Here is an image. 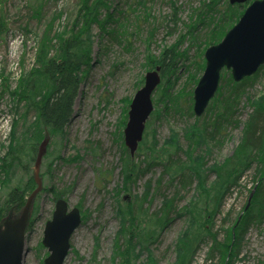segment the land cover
<instances>
[{
  "label": "trees",
  "instance_id": "16d2710c",
  "mask_svg": "<svg viewBox=\"0 0 264 264\" xmlns=\"http://www.w3.org/2000/svg\"><path fill=\"white\" fill-rule=\"evenodd\" d=\"M112 4L113 0H81L79 14L71 31L54 37V54L52 51L47 53L45 45L39 47L33 69L15 90L3 92L10 95L16 113L22 114L20 120L33 117V121L18 135L16 129L20 120L15 123L10 132L8 151L0 159V174L7 176L0 192V224L19 216L27 198L37 187L35 168L33 170L32 166L37 161L41 143L51 136H61L70 123L83 79V68L92 61V27L99 26L101 32L117 40L118 31L115 27L120 24V20L116 19L118 16L114 18V14L122 13ZM171 6L173 12L170 17L179 23L180 8L174 2H171ZM245 8L244 5L233 6L230 0L202 1L200 8L192 9L189 22H183L186 32L180 41L162 50L159 57L150 51L151 42L148 41L144 67L147 71H153L160 66L162 82L157 89V97H153L155 109L146 124L137 154L132 155L128 151L124 133H118L123 182L120 185L122 187L114 192L121 205L118 209L121 228L114 241L113 264H134L140 258V254L135 252L137 247L152 252L151 247L157 238L177 217L189 220L187 229L175 244V264H200L196 258L202 246L208 243L209 250L205 262L201 264H237L247 233L255 226L264 225V90L258 97H253L249 92L260 81L264 66L257 74L238 83L226 70L222 73L216 97L209 103L203 117L198 118L193 113V93L206 66L204 54L207 48L222 42L226 33L244 15ZM2 24L3 21L0 22V30ZM111 26H114L113 29ZM201 27L205 29L200 30ZM186 38L192 39L196 47V58L190 65L184 64V61H188L189 50H180ZM182 68H185L187 79L182 89L174 93L172 78ZM144 80L142 78L139 85H143ZM243 102L245 107L250 108L245 121L240 119L239 114ZM125 111L126 125L129 107ZM163 115L170 119H194L192 124H186L182 130L185 146L181 143L180 133L174 129L163 145L156 140V132L151 124ZM240 128V142L230 156L209 165L208 156L223 149L231 132ZM150 130L153 141L149 144L146 135ZM157 168L162 173L157 180V192L165 181L170 188L175 187V197L162 194L161 208L151 214L150 208L144 207L154 189L152 181H149L142 196L135 195L132 203H120V196L127 185L131 191L133 184ZM17 170H22L20 183L15 186L12 183L11 187L12 177ZM249 175L252 181L250 189L243 185ZM5 188L8 192L3 195ZM254 188L251 205L247 208ZM44 190L51 191L55 201L64 198L63 192ZM191 190L195 194L193 200L183 208L178 206L183 194ZM244 190L248 192L245 204L232 220L233 207L223 214L226 202L235 191L243 193ZM40 196L35 200L29 230L33 228ZM82 218L84 220L85 216ZM152 258L150 253L147 264H159Z\"/></svg>",
  "mask_w": 264,
  "mask_h": 264
},
{
  "label": "rangeland",
  "instance_id": "374dc122",
  "mask_svg": "<svg viewBox=\"0 0 264 264\" xmlns=\"http://www.w3.org/2000/svg\"><path fill=\"white\" fill-rule=\"evenodd\" d=\"M80 1L0 0V22L3 21V28L0 30V159L7 153L10 132L22 115L16 113L13 102H10V95L3 92L15 90L33 69L39 47L45 45L47 53L52 51L54 54V37L71 31L79 14ZM141 1L113 0V7L122 13L114 14V18L118 16L116 19L120 20V24L115 27L118 31L117 40H113L106 32H101L99 26L92 27V61L83 68V79L73 107V116L61 136L49 137V147L40 167L43 188L55 189L56 193L63 192V199L67 200L69 208H78L85 216L82 225L71 238L72 249L64 264H113L114 241L121 228L118 215L121 205L114 192L122 187L120 185L123 182L117 137L118 133H124L126 127L125 110L138 90L144 86L139 83L148 73L144 67L147 43L151 42L150 51L159 57L162 50L180 41V37L186 32L183 22H189L192 9L200 8L202 1L209 3L211 0ZM171 2L180 8L179 23H175L170 17L173 12ZM113 27L111 26L112 29ZM203 29L205 28H200ZM180 50H189L188 61H184V64L190 65L196 58V47L193 46L192 39L186 38ZM186 79L185 68L173 76L174 93L182 89ZM259 80L257 85L249 89L253 97H258L264 90V73ZM156 95L157 91L154 98ZM249 112L250 108L245 107L244 103L239 112L240 119L245 121ZM32 119L33 117L21 119L16 134L24 131ZM193 122L194 119H170L163 115L151 124V128L156 132V140L160 145L169 139L174 129L180 133L181 143L185 146L186 139H183L182 130L186 124ZM151 133L150 130L146 135L149 144L152 140ZM241 133L242 128L233 130L223 149L208 156L209 165L230 156L240 142ZM34 166L35 163L33 170ZM161 174L159 168L153 169L133 184L131 191L127 185L120 196V203H132L135 195L142 196L147 182L152 181L154 189L144 207L150 208L151 214L154 213L161 208L162 194L175 197V187L170 188L165 181L157 192V180ZM21 176L22 170H17L10 186L12 187V183L14 186L18 185ZM5 180L7 176L0 174V192ZM243 183L250 189L251 175ZM7 192L5 188L2 194ZM247 195L246 190L243 193L235 191L232 198L227 200L223 214L233 207V220L245 204ZM194 196L193 190L184 193L178 206H187ZM53 199V193L44 190L37 200L33 228L27 233L28 253L24 264H44L49 255L48 249L41 247V244L47 222L55 212L56 201ZM188 220L177 217L170 223L151 247L152 252L137 247L135 252L140 254V258L134 264H147L150 253L151 258L159 264H175V244L187 229ZM209 246V243L202 246L196 258L197 263L205 262ZM241 247L237 264H264V225L250 229Z\"/></svg>",
  "mask_w": 264,
  "mask_h": 264
},
{
  "label": "water",
  "instance_id": "95a60500",
  "mask_svg": "<svg viewBox=\"0 0 264 264\" xmlns=\"http://www.w3.org/2000/svg\"><path fill=\"white\" fill-rule=\"evenodd\" d=\"M249 0H230V4L245 5ZM222 42L207 48L204 58V74L194 90V115L203 117L209 103L216 97L220 79L225 70L231 72L236 83L257 74L264 66V0H256L246 8L244 15ZM162 82L161 67L148 71L144 86L135 94L124 129V142L132 155L137 153L145 127L154 111L153 95ZM49 138L39 148L35 163L34 179L37 187L27 199L21 214L5 220L0 225V264H24L27 251V231L36 197L43 191L40 179L41 164L48 149ZM250 196L248 206L255 193ZM53 217L47 222L42 245L49 251L44 264H64L72 248L71 238L82 225L81 210L69 209L68 202L60 199L55 205Z\"/></svg>",
  "mask_w": 264,
  "mask_h": 264
},
{
  "label": "bare ground",
  "instance_id": "6f19581e",
  "mask_svg": "<svg viewBox=\"0 0 264 264\" xmlns=\"http://www.w3.org/2000/svg\"><path fill=\"white\" fill-rule=\"evenodd\" d=\"M234 5H236V4H234ZM238 5H240V4H238ZM230 74H231V72H230ZM232 76V75H231ZM193 113H194V110H193ZM195 116V115H194ZM197 117V116H196Z\"/></svg>",
  "mask_w": 264,
  "mask_h": 264
}]
</instances>
